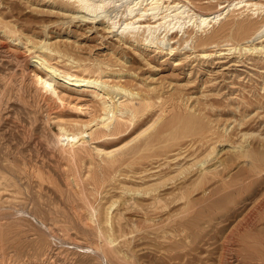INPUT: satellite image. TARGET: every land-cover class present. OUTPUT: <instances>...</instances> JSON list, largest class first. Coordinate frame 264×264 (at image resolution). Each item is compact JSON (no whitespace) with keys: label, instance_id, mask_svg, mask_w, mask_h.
I'll return each instance as SVG.
<instances>
[{"label":"rangeland","instance_id":"obj_1","mask_svg":"<svg viewBox=\"0 0 264 264\" xmlns=\"http://www.w3.org/2000/svg\"><path fill=\"white\" fill-rule=\"evenodd\" d=\"M0 1V12L13 24V36L22 40L15 43L11 34L8 37L0 29V264H105L92 260L82 250L70 248L72 240L61 241V232L43 228L40 221L41 217L50 218L52 212L63 222L68 215L59 214L62 208L70 211L67 201L59 197L61 192L67 195L66 172L73 168L71 150L63 149L67 143L61 128L76 135L75 151L80 162L89 158L98 145L121 147L131 143L160 113L167 115V133L179 128L185 112L199 118L200 126L194 125L188 136L171 142L165 151L168 153H158L149 158L151 161L141 160L135 166L123 165L112 182L106 172L96 170L86 193L98 197L106 207L126 196V189L139 191L141 200L151 197L147 192L162 195L168 207L148 214L158 225L129 227L125 230L126 243L125 239L118 243L122 252L135 256L132 264H264L263 54H230L224 46L225 38L214 40L207 48L199 46V38L217 31L220 22L198 32L194 22L185 20L191 36L175 33L172 44L168 36L163 45L149 47L139 45L134 38L127 40L117 30L103 25V21L111 19L118 23L117 28L123 26L126 9L135 0H107L113 4L94 21L81 18L75 8L68 9L67 13H74L76 19L65 26L61 23L63 17L40 13V7L50 6L52 0ZM215 8L205 11L213 12ZM45 26H49L48 36ZM91 26L102 30L90 33ZM158 34L165 36L164 29ZM46 39L64 49V55L53 56L52 64L76 74L89 75L91 71L92 77L110 85L154 95V112L132 122L122 119L118 134L104 137V128L99 124L102 108L91 89L76 87L73 81H60L46 93L36 83L35 73H44L33 64L30 49L34 51L33 47ZM192 40L197 43L196 50L190 49ZM203 50L210 55L203 57ZM85 65H100L103 72L88 71ZM54 87L63 101L57 99ZM173 95L178 96L180 109L168 107L167 112H162L160 106ZM179 129L183 133V128ZM216 155L223 164L219 177L224 178L222 186L216 180L200 178L202 165L213 163L211 158ZM258 157L260 166L254 171L249 165ZM23 161L35 163L47 178L41 193L50 203L39 202L33 214L20 213L17 207L24 201L16 195V169ZM206 188L210 192L204 195ZM75 193L80 196L82 190L78 188ZM186 198L191 201L189 211L185 208ZM86 241L85 234L79 232L77 242Z\"/></svg>","mask_w":264,"mask_h":264},{"label":"bare ground","instance_id":"obj_2","mask_svg":"<svg viewBox=\"0 0 264 264\" xmlns=\"http://www.w3.org/2000/svg\"><path fill=\"white\" fill-rule=\"evenodd\" d=\"M93 1L94 0H52V3L50 2V6L45 5L38 9L40 10V13L48 12L52 16L58 15L60 18L63 17L61 23L65 26L67 24H71V22L73 23L76 19V17H74V13H67V11H69L68 9L75 8V13H78L79 16L81 15V18L86 20L93 19L92 21H94L100 18V14L113 4V2H108L107 0H100L98 4L93 3ZM203 1L204 0H135L126 9L127 18H124L126 20L123 22V26L117 28L118 23H116L115 20L112 21L111 19L103 21V25H108L107 27L111 30H117V34L121 35V37L124 36L127 40L134 38L133 41L137 42L139 45L149 47L152 44L155 45V43L162 44L168 36H170L168 39L169 44H172L170 41H173L175 33H183L182 37L185 35L191 36L192 32L189 30L190 26H187L185 20L188 21L189 19L188 23L194 22L193 28L196 26L195 30L197 29L198 32H204L205 29L212 25V23L215 25L217 22H220L219 29L217 31H213L211 35L206 38H199V46H206L205 48H207L209 46L207 44L216 42L214 40L225 38L226 44H224V46L230 54H234L236 52L239 54L242 52L246 54L248 52L252 54L260 53L264 55V0H237V2L236 0H209L207 3H202ZM2 3L3 2L0 1V7L3 5ZM46 7L48 10H45ZM209 7L215 8V11H205L206 8ZM163 8L166 10L162 11ZM136 11L138 12L136 13ZM5 18L4 13H1L0 29H3L4 34L8 37L10 36L8 34H11L10 38H12L13 42L16 43L19 41V43H22L21 38L13 36L14 30L12 22L6 21ZM48 28L49 26L44 27L47 36ZM176 28L177 30L174 31ZM162 29H164L165 33V36H163L164 38H161V34H158V32ZM99 30H102L100 26H91L88 28V32L90 33L94 31L98 32ZM162 35L164 34L162 33ZM237 38H244L245 40L243 42H232ZM27 40L31 42L30 39ZM194 40H192L191 45L189 44L191 46V50H196L197 43H195ZM184 41L189 43V40L187 39ZM193 43L195 44L193 45ZM33 49L34 51L30 49L31 60H33V64L38 66L44 73V75L35 73L36 83L41 90L49 93L55 83L63 81L67 84V82L71 83L73 81L76 87H85L87 89H91V92H94L93 96L98 99L102 108V116L99 124L104 128V137L115 136V134H118L120 130L119 124L122 125L120 120L126 119L129 122L136 121L140 117L154 112L157 106V102L154 101V95H150L148 93L144 94L145 92L137 93L124 86L110 85L108 82L100 80V78L97 79L92 77V75H90L92 74L91 71L89 75L76 74L73 73L72 70H68L65 67L59 68L58 66L52 64L53 56L55 54L59 55L62 53L64 55V49H62L58 44L50 43V40H44L41 44H39V46H34ZM1 50L2 48L0 47V52H2ZM170 50L173 52L174 48L170 47ZM209 55L210 54L207 50L202 51L203 57H207ZM129 62L132 63V61ZM83 67H85L88 71L93 69L94 72H103L100 65H85ZM53 90H55L54 93L57 94V99L63 101V98L57 88ZM118 96H120V98H118ZM157 98L161 99L162 96L158 95ZM168 107H172V109L175 110L180 109L178 96L173 95L168 97L165 104L160 106V110L165 112ZM189 108L191 107L189 106ZM166 119L167 115L165 116V114L160 113L157 116V120H155L153 124L149 127H145V129L142 128V132H140L136 138L131 140L132 145L130 142H127L121 147L101 144L94 147L92 155L89 158L81 159L80 162H78L75 151L77 147L75 144L77 139L76 135L65 128H61L63 131V137H65L64 139L66 141L65 142L62 139L63 141L61 142L67 143V147L63 146V149L71 150L70 157L73 168H71L70 172H66L68 175L66 178V184L68 186L67 195H65V192H61L59 194L61 200L67 201L70 206V211L67 213L64 207L59 214L68 215L70 220L67 217V220L62 222L54 215V213L50 212V218L41 217L40 219V221H42L43 228H49V230L55 229V231L57 230L61 232L64 237L61 241H64L65 238L72 240V243H70L72 246L70 248L82 250L83 253L86 252L88 257L92 258V260L105 261V264L107 261V264L113 261H118L124 264H132L135 256L125 251L122 252L118 243L120 239H125L124 243H126L127 240L125 238V230L129 227L144 228L146 225H158V223H155V219H152V217L151 219L149 218L148 214L150 211H153L152 213H156L158 210L163 211V209L168 207V205L164 203L162 195L159 193L151 194L147 192V194L151 197L147 196L148 200H143V198L141 200V193L139 191L132 193L131 190L129 191L126 189L127 195L122 196L119 202L117 201L119 205L114 209L117 202L113 201L110 206L106 207L102 204V202L98 201V197L95 195L90 197L86 193L85 188L92 184V180L95 178L93 176L94 171L97 170L99 172H106L109 180L112 182L116 179L118 174L117 172L123 165H128L129 163L130 166H135V164L141 160L145 161V159L148 160L153 155L157 156L159 155L158 153H165V151L171 147V142L188 136V134L193 131L192 127H194V125L200 126L199 123L201 122L195 115L185 112L183 119L180 122L182 127L179 126V128H183V133H181L178 127L171 128L167 133ZM157 125L160 126L157 127ZM155 126L157 128L154 129L153 132L149 133V131L155 128ZM166 153H168V151ZM260 160L261 158L258 157L254 163L249 165V167L256 171V169L260 166L258 164ZM211 162L213 163H210V165L207 163L206 165H202V163H200V165H202L199 170L200 178L214 181L216 180L215 183H219L221 186L224 185L225 182L223 176L222 178H219L221 176L220 170L222 169V162L219 161L218 156L213 159L211 158ZM46 181V176L35 163L31 161H23L22 165H18L16 169V195L22 196L24 199V201L17 206L20 209V213L29 211L30 214H33L35 212L33 208L39 202L43 204L50 203V199H46L41 193V191L45 189L44 185ZM37 187L39 189H37ZM78 188L82 190V194L80 196H77V193H75ZM156 190L157 189H155V191ZM38 192L40 193L38 194ZM208 192H210V188L204 189L203 194L207 195ZM186 199L185 208L188 210L191 201L188 198ZM169 210H171L170 207ZM79 232L85 234L87 239L85 243L77 242ZM55 237L59 238L58 236ZM52 238H54V236ZM92 238H96V241ZM46 255L50 258V253H46Z\"/></svg>","mask_w":264,"mask_h":264}]
</instances>
